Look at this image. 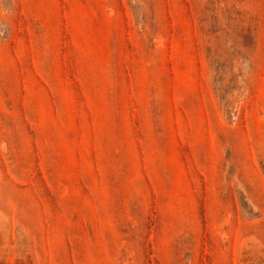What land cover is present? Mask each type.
<instances>
[{
  "label": "rangeland",
  "instance_id": "374dc122",
  "mask_svg": "<svg viewBox=\"0 0 264 264\" xmlns=\"http://www.w3.org/2000/svg\"><path fill=\"white\" fill-rule=\"evenodd\" d=\"M0 264H264V0H0Z\"/></svg>",
  "mask_w": 264,
  "mask_h": 264
}]
</instances>
